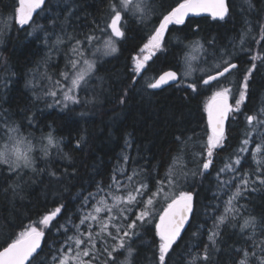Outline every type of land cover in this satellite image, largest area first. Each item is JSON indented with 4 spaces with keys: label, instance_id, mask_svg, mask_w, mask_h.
Returning a JSON list of instances; mask_svg holds the SVG:
<instances>
[{
    "label": "trees",
    "instance_id": "16d2710c",
    "mask_svg": "<svg viewBox=\"0 0 264 264\" xmlns=\"http://www.w3.org/2000/svg\"><path fill=\"white\" fill-rule=\"evenodd\" d=\"M146 2L154 9L150 20L144 24L136 18L126 21V35L117 43L118 51L103 57L89 82L90 90L79 92L81 102L69 103L67 107L55 105L51 97L43 94L47 80L42 79V74L47 72L51 75L63 70L68 49L75 39L82 40L92 34L97 25L104 26L110 15L109 0H46L39 16L34 14L43 31L33 32L28 26L21 29L10 21V27L0 33V117L10 126H19L23 135L37 145L33 152L35 172L25 168L19 175H14L7 166H0V246L5 245V240L15 239L25 226L40 220L43 214L60 204L66 206L57 221L50 225L51 230H46L47 244L33 264H41V261L50 264L53 253L49 246L58 249L64 238L57 234V228L68 218L79 223L77 209L83 197L95 190L97 182L108 183L113 169L123 164V156L133 161L129 173L132 169H143L159 179L172 163V156L177 154L179 145L176 137H194L195 141L205 138L204 106L212 89L195 95L175 85L162 89L147 88V84L153 82L160 72L177 63L183 67L188 51L185 45L200 41L206 52L193 55L207 59L209 63L213 62L214 55L219 56L220 49L234 52L240 57L236 61L239 70L229 80L237 84L246 69L251 67V56L264 55V42H253V38L259 40L260 26L264 25V0H227L229 12L223 20L190 17L184 25L170 26L165 50L158 52L149 62L143 77L134 80L130 74V58L138 53L145 42L144 37L158 23L156 17L170 10L179 0ZM16 4L17 0H0V21L13 16ZM243 32H249V35L242 51L240 36ZM46 34L51 37L47 43ZM57 36L64 40V44L58 46L59 50L50 47ZM70 37L73 38L71 41ZM213 41L214 46H210ZM192 63L196 67L199 61ZM256 64L244 109L247 114H251L250 109L264 107V63L258 60ZM207 66L199 64V67ZM198 75L201 73L195 71L186 79L190 82ZM224 85L227 86V82ZM233 91H236L235 87ZM85 98L88 100H83ZM121 98L124 103L120 102ZM226 130L228 143L223 151L217 153L214 167L201 175L196 164L188 162L183 169L187 175L179 176L178 190L193 193L194 215L191 226L182 233L183 239L178 246L174 245L169 264H190L192 257L209 244L207 229L214 221L206 212L211 211L212 204H220L222 211V201L227 199L218 187L216 174L243 139L242 133L246 130L244 116L227 121ZM48 132L53 133L60 145L59 148L51 147L49 155L44 156L40 147L47 141L41 142L40 137ZM3 143L4 140L0 139V146ZM191 145L192 142L189 151L198 150ZM254 168L255 164L249 158L241 172H251ZM157 171L159 176H156ZM221 179H228V176L222 175ZM254 188V191H246L239 201L247 206V210L235 221L222 225L215 247L209 245L207 264H237L240 259L237 249L252 250L253 239L249 238L252 230L246 229L243 233L240 230L248 216L255 217L258 222L254 239L257 242L264 239L260 227V222L264 221V186L257 183ZM163 206L161 198L156 211H162ZM220 211L216 212L217 216ZM139 232L141 235L131 242L135 250L130 258L131 264H154V225L146 224ZM127 257V251L120 250L116 259L124 262ZM196 264H201L199 259Z\"/></svg>",
    "mask_w": 264,
    "mask_h": 264
},
{
    "label": "snow or ice",
    "instance_id": "6c2138e0",
    "mask_svg": "<svg viewBox=\"0 0 264 264\" xmlns=\"http://www.w3.org/2000/svg\"><path fill=\"white\" fill-rule=\"evenodd\" d=\"M45 4L46 0H17L13 16L0 21L2 24L0 33L10 27V21H14L21 29L28 26L33 32L38 29L43 31V26L36 23L34 14L39 16ZM109 10L110 15L103 27L97 25L92 34L82 40L75 39L68 49L63 70L51 75L47 72L42 74V79L49 82L43 94L51 97L55 105L67 107L69 103L79 104L81 102L79 92L88 90L99 62L104 56L118 51L117 43L126 35V21L129 18H136L144 24L146 20H150L154 11L146 0H109ZM228 12L227 0H179L170 10L161 13L156 17L158 23L144 37L145 42L138 53L130 58L132 62L129 66L130 74L134 80L143 77L149 62L158 52L165 50V45L169 43L167 34L170 26L184 25L186 17L190 14L210 13L213 18L223 20ZM97 32L99 35L95 34ZM248 35L249 32H243L240 36L242 51ZM72 39L69 38L70 41ZM176 39L179 42V38ZM50 40L51 37L46 34L45 42ZM253 42L258 44L264 42V25L260 26L259 40L253 38ZM61 44H64V40L57 36L50 47L59 50L58 46ZM210 46H214V41L210 42ZM185 48L188 51L184 56L183 71L181 72L177 63L158 77H154L153 82L147 84V88L162 89L164 86L175 85L185 92L201 95L213 87H218L204 106L205 138L195 141L194 137H176L179 145L177 154L172 157V163L159 179L143 169H132L129 173L133 161L130 157L123 156V164L113 169L108 183L97 182L95 190L83 197L77 209L79 223H74L68 218L65 224L57 228V234L64 238L58 249L49 246L53 253L50 264H131L130 258L135 251L131 247V242L141 235L139 229L146 224L154 225V264H169L172 252L175 251L174 245L178 246V242L183 239L182 233L187 231L186 225L191 226V218L194 215L193 193L178 190L179 176L187 175L183 169L187 167L188 162L195 163L201 175L214 167L217 153L223 151L228 143L225 123L238 116H244L246 130L242 133L243 139L216 174L218 187L227 195V199L222 201V211L220 204H212L211 211L206 212L214 221L207 229L209 244H205L203 251L192 257L190 264H196L198 259L201 264H207L209 245L215 247L221 226L235 221L247 210L246 205L239 203L244 198V193L254 191V185L257 183L264 186V107L250 109L251 114L244 111L247 107L251 76L257 67L256 61L264 63V55L251 56V67L246 69L237 84L229 80V77L239 70L236 61L240 57L234 52L220 49L219 56L214 55L213 62L209 63L207 59L193 55L206 52L200 41H191ZM194 60L199 61L195 68L192 63ZM201 63L208 66L199 67ZM194 71H199L201 75L189 82L186 78L191 77ZM225 82L227 86H223ZM31 83L32 81H29V84ZM233 87L236 88L235 92ZM120 102L124 103V99L121 98ZM0 121H2L0 132L3 133L0 139L4 140L0 146V166H7V170L14 175H19L25 168L35 172L33 152L37 145L23 135L19 126H10L2 117ZM45 140L47 143L40 147V151L44 156H48L49 149L59 148L60 141L52 132L40 137L41 142ZM190 142L191 146L198 150L189 151ZM249 158L255 164V168L251 172H241L243 164L249 163ZM222 175H227L228 179H221ZM156 176H159L158 171ZM161 198L165 206L162 211L157 212L156 205L161 202ZM65 207L60 204L54 210L43 214L40 220L25 226L11 242L5 240L6 246H0V264H33L44 250L43 246L47 244L46 230H51L50 225L57 221ZM217 211H220L218 216ZM257 226L258 222L253 216L244 218L243 224L240 225L241 233L246 229L252 230L249 238L253 239V247L251 251L247 248L236 250L240 253L237 264H251L252 261H255V264H264V239L258 242L254 239ZM260 227L264 232V221L260 222ZM120 250H126L128 253L124 262L116 259Z\"/></svg>",
    "mask_w": 264,
    "mask_h": 264
},
{
    "label": "water",
    "instance_id": "95a60500",
    "mask_svg": "<svg viewBox=\"0 0 264 264\" xmlns=\"http://www.w3.org/2000/svg\"><path fill=\"white\" fill-rule=\"evenodd\" d=\"M228 3V2H227ZM228 8H229V6H228ZM200 16H207V17H211V18H213L212 17V15L210 14V13H200L199 15H195V14H190L188 17H186V20L188 19V18H190V17H200ZM227 16V15H226ZM225 16V17H226ZM213 19H219V18H213ZM185 20V21H186ZM166 70H168V69H166ZM166 70H164V71H166ZM163 72V71H162ZM162 72H160L159 74H161ZM158 74V75H159ZM158 75L156 76V77H158ZM165 87V86H164ZM226 123H227V121H226ZM226 123H225V127H226ZM194 204V203H193ZM158 219V218H157ZM187 226L188 225H186V228H187ZM11 242V241H10ZM43 243V242H42ZM4 246H6V244L4 245Z\"/></svg>",
    "mask_w": 264,
    "mask_h": 264
},
{
    "label": "rangeland",
    "instance_id": "374dc122",
    "mask_svg": "<svg viewBox=\"0 0 264 264\" xmlns=\"http://www.w3.org/2000/svg\"><path fill=\"white\" fill-rule=\"evenodd\" d=\"M97 35H99V34H97ZM98 55H100V54H98ZM194 68H195V67H194ZM183 69H184V65H183V67H181V72L183 71ZM194 72H195V71H194ZM194 72H193V73H194ZM48 83H49V82L47 81V86H48ZM223 86H225V85H223ZM90 88H91V86L89 85V88H88L87 91H89ZM216 90H218V87H213V88H212V92H213V91H216ZM211 95H212V93H211ZM211 95H210V97H211ZM210 97H209V99H210ZM209 99H208V100H209ZM51 100H52V102H53V99H52V98H51ZM83 100L87 101L88 99L85 98V99H83ZM207 102H208V101H207Z\"/></svg>",
    "mask_w": 264,
    "mask_h": 264
},
{
    "label": "bare ground",
    "instance_id": "6f19581e",
    "mask_svg": "<svg viewBox=\"0 0 264 264\" xmlns=\"http://www.w3.org/2000/svg\"><path fill=\"white\" fill-rule=\"evenodd\" d=\"M45 17V16H44ZM61 24V23H60ZM27 82V81H26ZM261 103V102H260ZM39 137V136H38ZM173 157V156H172ZM164 173V172H163ZM240 217V216H239ZM239 220V219H238Z\"/></svg>",
    "mask_w": 264,
    "mask_h": 264
}]
</instances>
